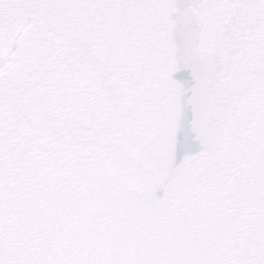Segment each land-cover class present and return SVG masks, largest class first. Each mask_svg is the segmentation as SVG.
Masks as SVG:
<instances>
[{"label":"snow or ice","instance_id":"obj_1","mask_svg":"<svg viewBox=\"0 0 264 264\" xmlns=\"http://www.w3.org/2000/svg\"><path fill=\"white\" fill-rule=\"evenodd\" d=\"M0 264H264V0H0Z\"/></svg>","mask_w":264,"mask_h":264}]
</instances>
